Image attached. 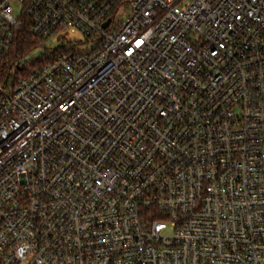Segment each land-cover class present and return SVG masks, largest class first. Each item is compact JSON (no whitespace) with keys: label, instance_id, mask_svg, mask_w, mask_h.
Here are the masks:
<instances>
[{"label":"built area","instance_id":"built-area-1","mask_svg":"<svg viewBox=\"0 0 264 264\" xmlns=\"http://www.w3.org/2000/svg\"><path fill=\"white\" fill-rule=\"evenodd\" d=\"M0 264H264V0H0Z\"/></svg>","mask_w":264,"mask_h":264},{"label":"trees","instance_id":"trees-1","mask_svg":"<svg viewBox=\"0 0 264 264\" xmlns=\"http://www.w3.org/2000/svg\"><path fill=\"white\" fill-rule=\"evenodd\" d=\"M33 38L29 27H23L16 36L14 52L16 55L23 54L32 47Z\"/></svg>","mask_w":264,"mask_h":264},{"label":"rangeland","instance_id":"rangeland-1","mask_svg":"<svg viewBox=\"0 0 264 264\" xmlns=\"http://www.w3.org/2000/svg\"><path fill=\"white\" fill-rule=\"evenodd\" d=\"M14 14L17 16V11L15 10L14 11ZM75 38H76V40H81L80 38H81V36L80 35H75ZM55 46L58 48V47H63V45H61V44H59V43H57V44H55Z\"/></svg>","mask_w":264,"mask_h":264}]
</instances>
